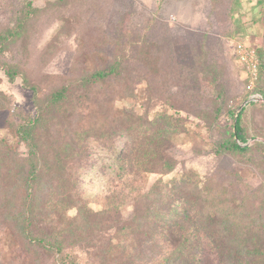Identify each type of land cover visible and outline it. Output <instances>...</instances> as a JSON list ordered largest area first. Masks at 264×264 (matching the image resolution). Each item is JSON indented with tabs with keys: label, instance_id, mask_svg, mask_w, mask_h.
<instances>
[{
	"label": "rangeland",
	"instance_id": "374dc122",
	"mask_svg": "<svg viewBox=\"0 0 264 264\" xmlns=\"http://www.w3.org/2000/svg\"><path fill=\"white\" fill-rule=\"evenodd\" d=\"M29 2L40 11L0 53V139L6 138L23 161L24 177L28 147L17 142L14 128L37 114L24 76L46 101L53 90L74 85L85 74L123 57L128 72L124 78L96 82L86 93L71 86V102L59 111L69 114V121L79 117V124H84L99 109L98 103L107 105L102 100H109L118 111H147L150 117L165 111L183 120L162 148L175 159L169 173L109 172L104 139L91 134L83 140V153L94 161L83 174L81 188L73 192L83 199H75L72 206L63 203L51 211L39 210L28 225L47 245L63 241L60 251L56 243L48 249L24 241L12 217L21 210L25 188L18 184L11 194L2 192L0 180V264H160L172 250L165 244L155 247L153 255L146 247L135 250L131 235L110 245L112 229L83 241L75 240L71 229L81 227L82 203L93 211L118 205L129 216L133 197L146 193L157 180L166 182L184 171L198 179L204 214L237 221L240 230L259 234L264 245V0H0V34L16 27ZM185 55L194 57L192 69L178 64ZM2 63L15 65L21 74L10 79ZM213 74L221 87L211 83ZM128 81L132 97L122 90ZM81 94L85 97L78 102ZM242 105L248 149L216 152V143L232 129V112ZM217 106L220 112L214 118ZM45 194L51 200L58 197L48 190ZM200 244V264H228L208 239Z\"/></svg>",
	"mask_w": 264,
	"mask_h": 264
},
{
	"label": "trees",
	"instance_id": "16d2710c",
	"mask_svg": "<svg viewBox=\"0 0 264 264\" xmlns=\"http://www.w3.org/2000/svg\"><path fill=\"white\" fill-rule=\"evenodd\" d=\"M39 11L40 9L33 7L31 2L25 4L23 16L16 27L8 34H0V53L25 32L30 18ZM124 55L127 56L125 53ZM122 58L85 74L77 79L74 85H63L53 90L46 101L38 97L37 85L23 77L24 86L33 91L37 114L16 125L14 135L17 142H23L28 147L25 160L29 169L24 177L23 161L16 157L15 150L6 138L2 137L0 174L3 175H0V180L3 184L2 192L11 194L18 184L25 188L21 210L13 215L12 220L16 228L19 227L18 231L24 241L29 244L35 242L52 249L56 243L58 250H61L63 241L49 242L47 245L44 238L32 235L28 225L35 219L39 210L51 211L63 203L66 207L72 206L78 202L75 199H83L81 195L75 197L73 192L81 188L79 185L84 180V172L94 164L82 149L83 140L89 135L94 134L104 139L105 166L109 172L117 171L122 175L158 171L169 173L174 170L175 159L167 155L162 148L171 141L170 135L180 127L182 117L165 111H155L151 117L147 111L141 115H136L130 108L118 111L109 100H102L107 105L98 103L99 109L87 117L89 120L84 124H79V117L76 122L69 121V114L65 115L59 111L64 108L65 102H71V86L84 89L86 93L96 82L111 77L124 78L128 72ZM193 58L191 55H185L177 61L178 64L184 65V68L192 69ZM2 65L10 79L21 74L15 65ZM215 75L213 74L211 83L221 87L217 84ZM122 90L125 97L135 95L129 81ZM82 96L78 95V102H82L85 97ZM220 96L221 94L214 99L217 105ZM244 108L242 105L237 112H232L235 115L232 129L216 143V152L233 153L248 149L246 128L242 120ZM57 111L61 113L60 117L57 116ZM219 112L220 108L217 106L214 118L218 117ZM98 114L101 116L98 117ZM154 128L155 130L148 134ZM96 130L99 132L96 133ZM50 146L53 153L48 151ZM198 186L199 182L194 173L185 171L172 176L166 182L159 179L146 193L133 197V208L129 216L123 215L118 205L102 211H93L82 203L78 207L81 227L75 225L71 234L76 236L75 240L83 241L98 231L112 229L115 233L107 244L112 245V240L131 235L135 250L144 251L146 247L153 255L155 247L162 249L165 244L172 250L160 264H200L201 239H208L228 264H264V245L259 234L255 231L240 230L237 221L224 220L214 212L204 214L205 205L202 203L203 197L198 192ZM47 190L56 193L58 197L51 200V195L47 197L45 194ZM2 203L8 205V200H3ZM81 234L85 237H81ZM138 254L139 252L134 256L137 257Z\"/></svg>",
	"mask_w": 264,
	"mask_h": 264
}]
</instances>
